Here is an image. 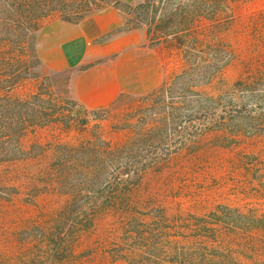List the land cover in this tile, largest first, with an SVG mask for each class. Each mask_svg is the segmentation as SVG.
Instances as JSON below:
<instances>
[{
  "label": "rangeland",
  "instance_id": "1",
  "mask_svg": "<svg viewBox=\"0 0 264 264\" xmlns=\"http://www.w3.org/2000/svg\"><path fill=\"white\" fill-rule=\"evenodd\" d=\"M107 7L164 73L92 109L38 39ZM0 264H264V0H0Z\"/></svg>",
  "mask_w": 264,
  "mask_h": 264
},
{
  "label": "crops",
  "instance_id": "2",
  "mask_svg": "<svg viewBox=\"0 0 264 264\" xmlns=\"http://www.w3.org/2000/svg\"><path fill=\"white\" fill-rule=\"evenodd\" d=\"M123 25L113 7L78 22L53 21L40 30L39 57L51 71L70 72L75 97L92 109L107 108L122 94L151 92L163 78L161 57L142 32Z\"/></svg>",
  "mask_w": 264,
  "mask_h": 264
},
{
  "label": "trees",
  "instance_id": "3",
  "mask_svg": "<svg viewBox=\"0 0 264 264\" xmlns=\"http://www.w3.org/2000/svg\"><path fill=\"white\" fill-rule=\"evenodd\" d=\"M129 170L126 172L127 174H129L130 173V168H128Z\"/></svg>",
  "mask_w": 264,
  "mask_h": 264
}]
</instances>
